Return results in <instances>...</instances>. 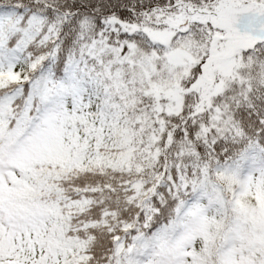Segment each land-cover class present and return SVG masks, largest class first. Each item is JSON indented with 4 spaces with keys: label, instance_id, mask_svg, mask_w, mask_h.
I'll list each match as a JSON object with an SVG mask.
<instances>
[{
    "label": "snow or ice",
    "instance_id": "obj_1",
    "mask_svg": "<svg viewBox=\"0 0 264 264\" xmlns=\"http://www.w3.org/2000/svg\"><path fill=\"white\" fill-rule=\"evenodd\" d=\"M0 264H264V0H0Z\"/></svg>",
    "mask_w": 264,
    "mask_h": 264
}]
</instances>
